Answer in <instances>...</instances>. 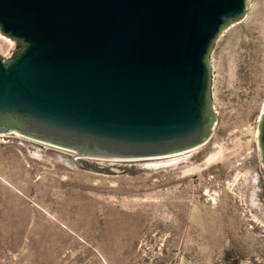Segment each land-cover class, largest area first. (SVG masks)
Here are the masks:
<instances>
[{"label": "rangeland", "instance_id": "rangeland-1", "mask_svg": "<svg viewBox=\"0 0 264 264\" xmlns=\"http://www.w3.org/2000/svg\"><path fill=\"white\" fill-rule=\"evenodd\" d=\"M0 35L7 60L16 43ZM208 59L213 130L174 159L85 158L0 136V264H264V0Z\"/></svg>", "mask_w": 264, "mask_h": 264}, {"label": "water", "instance_id": "water-1", "mask_svg": "<svg viewBox=\"0 0 264 264\" xmlns=\"http://www.w3.org/2000/svg\"><path fill=\"white\" fill-rule=\"evenodd\" d=\"M252 0H0V136L138 160L202 146L208 55ZM264 174V106L256 126Z\"/></svg>", "mask_w": 264, "mask_h": 264}, {"label": "bare ground", "instance_id": "bare-ground-1", "mask_svg": "<svg viewBox=\"0 0 264 264\" xmlns=\"http://www.w3.org/2000/svg\"><path fill=\"white\" fill-rule=\"evenodd\" d=\"M0 37H1V35H0ZM1 39H4V37H3V38L1 37ZM4 40H5V39H4ZM8 41H9V40H8ZM187 152H190V151L182 152L181 154L171 155V156H167V157H169V158H171V159H174L176 156L179 157V155H183V154H185V153H187ZM217 153H218V152H217ZM218 156H219V155H218ZM215 157H216V155H212V156H210V157L207 159V162L213 161L214 159H216ZM208 164H209V163H208Z\"/></svg>", "mask_w": 264, "mask_h": 264}]
</instances>
